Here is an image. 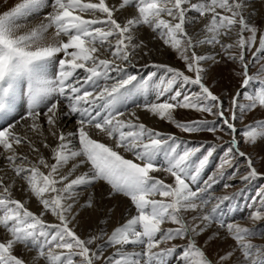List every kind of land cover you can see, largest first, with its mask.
I'll list each match as a JSON object with an SVG mask.
<instances>
[{"label": "snow or ice", "instance_id": "obj_1", "mask_svg": "<svg viewBox=\"0 0 264 264\" xmlns=\"http://www.w3.org/2000/svg\"><path fill=\"white\" fill-rule=\"evenodd\" d=\"M129 7L131 18L116 17ZM248 8L247 0H119L118 5L107 0H17L0 13V157L12 173L0 175V264H169L174 255L178 264H264V244L253 243L264 240V228L226 220L233 205H223L234 197L211 191L227 168L234 169L227 179L240 174L239 158L245 165L242 182L264 178L252 155L241 150L242 143L264 144V119L242 129L236 125L257 107L264 109V26L250 22ZM204 18L199 32L188 31ZM141 26L177 54L184 70L151 64L163 70V78L153 81L155 100L138 106L182 132L207 131L215 141H223L217 132L230 137L216 169L203 182L200 177L217 143L194 159L203 145L188 147L175 135L140 122L135 110H125L135 92L150 87L128 71L147 49L137 34ZM206 45L219 51L198 54L196 49ZM209 61L237 64L241 88L249 91L237 90L226 103L204 82ZM155 76L153 72L148 79ZM241 99L248 103L241 105ZM178 109L215 119L180 121L174 115ZM65 117H75V131L62 130ZM34 137L49 150L48 158ZM22 146L37 159L20 152ZM160 172L171 182L155 175ZM98 182L108 186L102 198L126 197L132 210L110 233L100 228L82 237L76 230L79 209L97 211L101 204L94 192L80 204L78 189ZM232 186L224 184L225 189ZM13 189L27 199L16 198ZM33 198L38 213L28 207ZM248 207L246 220L264 221V186ZM187 213L194 215L189 219ZM166 223L175 227L165 229ZM214 225L217 230L199 244L197 238ZM216 239L234 243L212 259L205 248ZM175 240L186 243H171Z\"/></svg>", "mask_w": 264, "mask_h": 264}, {"label": "bare ground", "instance_id": "obj_2", "mask_svg": "<svg viewBox=\"0 0 264 264\" xmlns=\"http://www.w3.org/2000/svg\"><path fill=\"white\" fill-rule=\"evenodd\" d=\"M16 2L17 0H0V13L8 10ZM107 2L110 5H113V4L118 5L119 0H107ZM247 2L249 4V8L246 11V15H248L249 13L252 14V20L250 22L255 23V25L257 26L259 25L264 26V22H262L261 20V17H264V0H247ZM115 15L120 20H126L127 18H131L132 15H134V10L131 7L125 8L123 10L117 11ZM189 15L191 16L194 14L190 13ZM206 20L207 18H204L196 22L194 26H190L188 28V31L190 33L199 32L203 24L206 23ZM137 34L140 39L145 41V43L147 44V49L141 50L140 53L137 55L136 57L137 67L136 68L130 67L128 71L132 72L133 74H137L138 79L140 80H147L150 87L142 91L135 92L132 98L128 101L127 109L125 110L126 111L135 110L136 115L140 119V122H143L148 127H152L163 133H170L171 129H170L169 123L158 120V118L153 117L150 113L145 111L143 107H140L138 105H143L144 103L148 101L155 100L156 89H155V85L153 84V81H156L157 77L161 76V73L157 74L155 77H151V79L149 80L148 78L150 77L151 73H153L152 70H155L150 65L153 63H162V64H168V65L177 67V64L171 60L172 56L175 55L176 53L172 51L171 49H169L167 46H163L162 42L152 39L151 37L153 34L147 27L141 26ZM196 51L198 54H208V53H215L219 51V48L218 47L212 48L211 46L206 45V46L197 48ZM144 52H147V55H144ZM260 55H264V53H261ZM145 64L149 66L143 67V65ZM212 65L213 63L210 61L204 64V67L207 69L205 76L207 75L208 72H210ZM182 67H180V69ZM188 90L195 92V91H198V88H193V89L188 88ZM23 109L26 110V98L23 102ZM178 112L179 111L177 110L174 114L176 118L179 116ZM74 120H75V117L71 119L67 117L63 118L61 120L62 130L65 132L75 131L77 125L74 123ZM96 138L101 140L102 142L110 143V141H108L106 138H103V137H96ZM33 139H34V142H36L37 147L41 149V152L43 153L45 158H48L50 156L49 150L43 148L42 144H40L39 141L36 140L35 137ZM48 142L50 144L55 143V141L52 138H49ZM74 143H76L75 140H74ZM19 151L28 155L29 158L32 159L33 161L37 159L38 154L33 153L31 149L27 146H22L19 149ZM127 155L130 156V154H127ZM0 168L5 169V171L0 172V175H7V176L12 175L10 171H7L6 162L4 161L3 157H0ZM83 170L85 169L82 167L78 171H83ZM155 175H157L160 178L166 177V175L163 172L156 173ZM18 187H19V181L17 182V188ZM107 190H108V186L104 184L103 182H98L95 185V187L88 188L87 190H85L84 188L78 189V191H80L81 193L79 197L80 204H83L84 199L86 198L89 192H94L96 195L97 201L100 202L101 204L100 210H97V211H93L92 209H87V208L79 209V215L77 216L76 230L78 234H80L82 237L88 235L89 233L95 234L96 232L99 231L100 228H105L110 233L116 226L123 224L126 221V219L129 217V213L132 210V205L130 203V200L126 197L119 196V195L111 197V198H102L103 194L107 192ZM13 192L16 198L21 199V200L27 199V197L25 196L23 192L17 191L16 189H13ZM28 207L34 213H38L40 211V208L37 206V202L34 198L31 200H28ZM186 215L190 219L191 216L194 214L187 213ZM45 219L54 220V218L50 216H46ZM104 219L108 220L107 224L99 223L100 221ZM227 220L230 221V219H227ZM216 230H217L216 226L214 225L208 231L214 232ZM205 233L210 234V232H205ZM128 248L129 250H131L133 246L129 245ZM111 251L112 249H109L108 253H105V255L110 254ZM28 255H31V254H28Z\"/></svg>", "mask_w": 264, "mask_h": 264}, {"label": "rangeland", "instance_id": "obj_3", "mask_svg": "<svg viewBox=\"0 0 264 264\" xmlns=\"http://www.w3.org/2000/svg\"><path fill=\"white\" fill-rule=\"evenodd\" d=\"M258 27H260V25ZM253 51H255V49H253ZM246 55L251 56V53H246ZM171 60L177 64V68L180 69V67L183 66L181 70H184V63L183 61L177 58V54L173 55ZM238 70H239V66L237 64L233 62L221 61L220 63L213 64L211 66V70L210 72L207 73L204 82L208 87H210V89L215 94L220 95L221 98L224 99L225 102L227 103V101L231 98V96H233L236 93L237 90H240L242 94L244 92L249 91V89L241 88L242 77L236 75V71ZM152 71L156 72V75L161 73V76L159 78L161 79L163 78V70L157 71L155 69ZM253 71H255V69H253ZM189 75L191 74L189 73ZM251 87L258 90V86L256 84H252ZM188 88L193 89L196 87L188 86ZM239 103L241 105H245L248 103V101L246 99H241ZM178 111H179L178 112L179 116L176 119L180 121L198 120L203 118H207L209 121H212L215 119V117L213 116H208L207 114H201L192 110L178 109ZM237 111L239 115V110ZM261 119H264V109L257 107L253 111L249 112L246 116H244L242 118V122L240 119H238L236 121V125L239 129H242L245 125L252 124L255 121ZM217 123H219V121H217ZM169 126L171 132L168 134L175 135L178 139L182 141H186L188 147L203 145V147L201 148V152L197 153L194 159L199 158L208 147H211L213 142L217 143L218 147L216 149V152H214L213 157L210 158L209 165L205 168V170L202 172V175L200 177L201 182L207 180L208 176L216 169V166L223 155L224 149L228 146L226 141H228L230 137L228 135H225L224 132H217L216 135L222 136L223 141H215L214 135L207 131L189 134L182 132L172 124H169ZM241 150L251 154L255 166L258 168V171L264 173V144H257L256 146L253 147L242 143ZM238 166L240 169V174L244 173L245 165L243 163V158H239ZM233 171H234L233 168H227L225 170V178L219 180V182L216 183L211 189L212 193H214L215 196L229 195L234 197L233 200L226 201L225 204L223 205V207H227L229 204L233 205V210L229 212V214L226 217V220L230 219V221H239L243 226L252 229L264 228V221L253 224L251 221L245 219V217H247L249 212L251 211L248 205L256 196L257 190L260 189L262 186H264V178L255 179L250 183L242 182L240 179V174H237L235 179H227V177L231 175ZM162 178L163 179L166 178L165 182H171V177H168L167 175L166 177H162ZM225 183L233 186L225 189L224 188ZM193 187L194 188L198 187V185H193ZM169 227H175V225H171L169 223L163 225V228L165 229ZM207 232L212 233L213 231H207ZM205 234L206 233H204L203 235L197 238L198 243L201 245H204L205 241L210 235L208 233L206 235ZM223 235L224 233L222 231L221 236ZM171 243L182 245L185 244L186 241L175 240L172 241ZM233 243L234 242L231 239H228L226 241L222 239H216L213 240L211 243L207 244L205 250L210 258L215 259L216 258L215 253L218 250H220L221 254H223L224 251L228 250L229 245H232ZM253 243L264 244V240L254 239ZM163 247H165V245L162 244L161 248ZM181 250L182 249H178L177 251L179 252ZM169 264H178L175 255L171 258Z\"/></svg>", "mask_w": 264, "mask_h": 264}]
</instances>
